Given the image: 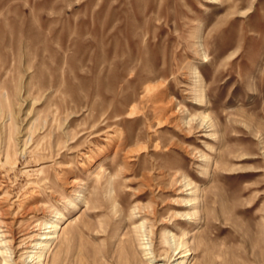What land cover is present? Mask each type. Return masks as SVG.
<instances>
[{
  "label": "rangeland",
  "instance_id": "obj_1",
  "mask_svg": "<svg viewBox=\"0 0 264 264\" xmlns=\"http://www.w3.org/2000/svg\"><path fill=\"white\" fill-rule=\"evenodd\" d=\"M0 264H264V0H0Z\"/></svg>",
  "mask_w": 264,
  "mask_h": 264
},
{
  "label": "bare ground",
  "instance_id": "obj_2",
  "mask_svg": "<svg viewBox=\"0 0 264 264\" xmlns=\"http://www.w3.org/2000/svg\"><path fill=\"white\" fill-rule=\"evenodd\" d=\"M51 228H53V226H52V227H50V229H51ZM36 256H37V255H36Z\"/></svg>",
  "mask_w": 264,
  "mask_h": 264
}]
</instances>
